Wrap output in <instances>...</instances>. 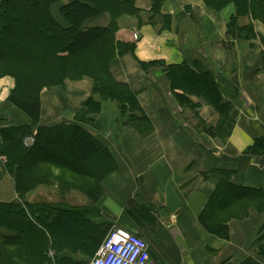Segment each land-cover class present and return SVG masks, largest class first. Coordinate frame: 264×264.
<instances>
[{"label":"crops","instance_id":"0c3cea01","mask_svg":"<svg viewBox=\"0 0 264 264\" xmlns=\"http://www.w3.org/2000/svg\"><path fill=\"white\" fill-rule=\"evenodd\" d=\"M136 6L140 15L121 17L117 33L119 41L136 44V55L117 59L111 71L118 82L139 94L150 119V132L145 135L133 126L123 125L118 106L102 103L96 118L99 128L92 131L112 151L119 168L104 183L105 195L97 205L101 217L93 216L91 220L97 224L107 222L110 231L120 228L143 237L151 251L149 264H264V157L245 154L255 140L264 137V73L254 70L264 51L260 39H264V22H254L260 38L235 44L230 59L222 44L235 13L233 5L219 14L206 7L203 0H170L162 13L173 18L171 31L164 30L161 16L152 18L153 0H138ZM110 24V15L104 14L85 26ZM137 33L139 40L134 37ZM139 62H164L167 66L199 62L210 69L222 87L224 99L239 112L230 138L224 142L196 128V117L181 107L164 69L146 72ZM14 88L13 78L0 80V130L32 123L8 102ZM92 89L90 79L67 81L65 88L45 89L41 124L72 122L75 114L84 110ZM191 100L198 107L199 120L213 127L219 124L220 115L213 107L197 97ZM227 180L252 192L247 200H236L234 195L231 208L223 209V222L229 232V239H224L207 232L200 216L219 184ZM5 181L12 190L13 199L8 202L17 200L14 180L4 173L1 159V194L9 192L2 184ZM52 193L63 200L57 186L39 188L27 195V200L31 197L28 201H38L35 195L45 198ZM82 196L73 191L64 200L81 206ZM131 201L145 207L152 217L144 228L139 216L127 212ZM245 212H249L246 217ZM229 215L232 218L227 221Z\"/></svg>","mask_w":264,"mask_h":264},{"label":"trees","instance_id":"16d2710c","mask_svg":"<svg viewBox=\"0 0 264 264\" xmlns=\"http://www.w3.org/2000/svg\"><path fill=\"white\" fill-rule=\"evenodd\" d=\"M168 1L153 0L151 13L153 19L161 16L164 30L171 31L173 18L162 13ZM203 1L217 13L234 6L235 13L227 25L228 40L222 44L230 59L235 42L259 37L254 22H264V0ZM137 2L0 1V80L5 77L15 80L8 102L32 121L29 126L0 130V160L4 173L13 178L18 196L15 201L0 203V264H90L106 239L110 224L94 223L91 217H101L97 205L105 195L104 183L119 167L112 151L92 131L99 128L96 118L101 114L102 103L116 104L123 125L133 126L139 133L148 135L151 126L139 94L118 82L111 71L117 59L136 55V44L119 41L117 33L121 17L140 15ZM104 14L111 17L109 27L85 26ZM242 19L250 23L241 25ZM260 39L264 45V39ZM139 64L146 72L157 67L164 69L179 104L196 117V128L224 142L230 138L239 112L224 99L222 87L210 69L199 62L168 66L164 62ZM254 70L264 73V51ZM84 79H90L93 84L92 96L84 103V110L77 112L72 122L42 125V92L65 88L67 81ZM191 97L202 99L219 113L216 127L199 120L198 107ZM27 138L34 139L32 146H26ZM245 154L263 158L264 137L255 140ZM52 186L59 188L63 200H27V195L37 189ZM73 191L83 194L89 205L66 202L64 198ZM251 192L228 180L220 183L200 216L204 229L229 239L223 209L231 208L234 195L236 200H247ZM127 212L142 219L139 222L142 228L152 221L147 209L134 201L129 203ZM231 218L229 215L227 221Z\"/></svg>","mask_w":264,"mask_h":264},{"label":"built area","instance_id":"2783aa9c","mask_svg":"<svg viewBox=\"0 0 264 264\" xmlns=\"http://www.w3.org/2000/svg\"><path fill=\"white\" fill-rule=\"evenodd\" d=\"M28 142L31 146L34 139L28 138ZM150 260V248L146 240L127 230L114 228L90 264H149Z\"/></svg>","mask_w":264,"mask_h":264},{"label":"rangeland","instance_id":"374dc122","mask_svg":"<svg viewBox=\"0 0 264 264\" xmlns=\"http://www.w3.org/2000/svg\"><path fill=\"white\" fill-rule=\"evenodd\" d=\"M170 1V0H169ZM165 7V6H164ZM225 11V10H224ZM223 11V12H224ZM222 12V13H223ZM189 13V12H188ZM55 14L57 15V10L55 9ZM190 14L192 15V12H190ZM220 14V13H219ZM250 23V21L248 20V19H242L241 20V22H240V24L241 25H247V24H249ZM135 35H137V38H135V40H139V33H137V34H135ZM135 37V36H134ZM227 40H228V38H227ZM226 40V41H227ZM240 43H242V42H235V44H240ZM235 44L233 45V46H235ZM15 81V80H14ZM11 95V94H10ZM92 130H94V129H92ZM29 142H28V138H27V140H25V144H26V146H29L30 144H28ZM32 146V145H31ZM3 185H4V188L5 187H7L6 185L8 184V181H5V182H3L2 183ZM1 189H2V185H0V199H2V201L4 202V201H6V202H8L9 200H11V199H13L12 198V194H11V192H12V190L9 188V186L7 187V189H8V193L7 194H1ZM48 192H50V191H48ZM38 199H45V200H52V201H57L58 200V196H57V194L55 193V194H51L50 196H46L45 198H42V197H36V195H35V197H34V200H38ZM28 200H32V198L31 197H29V199ZM74 202H76V200L74 199L73 200ZM82 201H83V203L82 204H84V202L85 203H88L89 202V200L83 195L82 196ZM81 204V205H82ZM85 205V204H84Z\"/></svg>","mask_w":264,"mask_h":264},{"label":"water","instance_id":"95a60500","mask_svg":"<svg viewBox=\"0 0 264 264\" xmlns=\"http://www.w3.org/2000/svg\"><path fill=\"white\" fill-rule=\"evenodd\" d=\"M259 163H260V165H262L263 164V161L260 160Z\"/></svg>","mask_w":264,"mask_h":264}]
</instances>
